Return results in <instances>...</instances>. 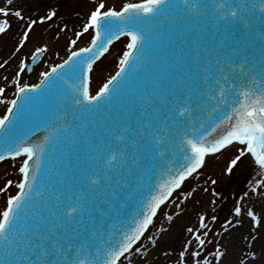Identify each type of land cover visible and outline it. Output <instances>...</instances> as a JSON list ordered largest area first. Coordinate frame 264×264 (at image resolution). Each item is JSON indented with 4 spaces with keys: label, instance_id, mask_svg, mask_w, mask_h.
I'll list each match as a JSON object with an SVG mask.
<instances>
[{
    "label": "snow or ice",
    "instance_id": "6c2138e0",
    "mask_svg": "<svg viewBox=\"0 0 264 264\" xmlns=\"http://www.w3.org/2000/svg\"><path fill=\"white\" fill-rule=\"evenodd\" d=\"M6 4L0 6V36L14 25L17 31L0 69L18 54L19 64L11 80L3 77L14 86V98L7 99L6 86L0 87V104L7 105L0 116V162L23 159L19 179L0 186L5 198L0 264L146 262L150 251L144 241L158 248L168 232L160 227L161 236L146 235L162 207L175 204L174 214L162 213L171 224L196 194L193 188L183 190L185 182L203 174L209 156L230 147L221 175L207 176L209 186L199 189L209 198L196 200V222L185 225L179 248H162L161 255L165 264H221L230 251L221 240L247 222L242 246L233 249L234 264H264V245L259 251L253 246L264 239V0H139L119 8L92 0L69 40L67 58L41 71L36 84L21 77L34 71L30 62L42 60L49 47L36 46L28 55L22 50L37 25L65 20L57 27L67 32L70 20L60 15L58 4L44 0H36L40 14L35 17L14 0ZM85 34L91 37L88 46L77 48ZM121 37L128 39L118 71L93 92L94 65ZM69 74L81 80L79 86L66 87ZM51 95L58 102L31 119L30 109ZM230 96L235 97L231 107ZM207 111L221 118L201 131L197 125L203 128ZM21 127L45 135L32 142L27 132L17 136ZM177 149L184 163L169 168L167 159ZM158 164L168 169L167 178L155 185L130 223L112 224L113 238L105 239L109 222L126 205L125 193L143 184ZM245 166L253 178L234 197L222 231L214 230L224 204L215 186Z\"/></svg>",
    "mask_w": 264,
    "mask_h": 264
},
{
    "label": "rangeland",
    "instance_id": "374dc122",
    "mask_svg": "<svg viewBox=\"0 0 264 264\" xmlns=\"http://www.w3.org/2000/svg\"><path fill=\"white\" fill-rule=\"evenodd\" d=\"M45 3H53L58 4L61 8L60 15L67 17L70 20L69 28L72 31L67 32H59L57 25L62 26L65 23V20L57 19L55 23L51 24V27L48 25H37L35 32L32 34V42L27 45L26 48L22 50L24 55H28L31 53L36 46L47 44L49 47L48 53L44 54L42 60H38V65L34 68L29 74H23L21 79L24 83L34 84L39 79V73L41 71L47 70L52 65L60 62L64 59V57L68 54L67 48L69 46V40L74 39V32L80 30V24L84 22L86 19L91 7L92 0H44ZM125 2H139V0H108V3L119 8ZM14 4L23 5L24 11L26 15H32L33 17L38 16L40 13L34 10L36 0H14ZM0 6H7L6 0H0ZM78 12L80 15L76 16L75 13ZM51 23V22H50ZM17 31L16 26H13V29L8 35L0 36V62L4 59H9L11 56L13 47H14V37L12 33ZM59 32V35L56 34ZM18 38V37H17ZM90 35L85 34L80 40L77 41L76 47H84L90 41ZM58 54V55H57ZM19 64V54L17 58H13L10 60V65L6 66V69H0V80L4 75H9L11 78L14 76L17 67ZM10 78V80H11ZM3 84L0 83V87ZM12 95L10 99L14 95V86H12ZM9 99V100H10ZM7 105L0 104V116H3L5 113ZM231 148V147H230ZM230 148L226 149L225 152L229 151ZM223 154H216L215 156H211L210 159L207 160L206 166L201 170L203 173L199 176L198 179H189L186 181L184 186V191L189 188H193L196 181L202 180L205 181L207 176L211 175L213 178H217L221 175L224 166L227 163V158L222 159ZM253 177L249 176V171L247 166L241 168L239 171H236L232 177L225 180H218V184L215 186L217 191L221 194V197L224 200V204L218 209V220L213 224L214 230L220 231V224L223 222L225 218L228 217L229 209L231 208L232 203L234 202V197L237 193L242 194V191L248 186L247 181L252 179ZM209 185L206 184V187ZM175 195V194H174ZM204 199L208 197V194H204ZM209 198V197H208ZM193 201V199H192ZM169 205V204H168ZM168 205L164 206L161 209V213H159L158 218L163 217L162 213L167 212ZM177 221L175 222L172 231L173 237H176L178 234H181V231L184 229L185 225L188 224V217L179 216L176 217ZM152 227L149 230L148 234H151ZM146 241V240H145ZM144 241V242H145ZM210 248L212 246H209ZM162 244L160 247L155 248L154 253L152 254V261L161 263V254L159 253L162 249ZM225 258L222 260L221 264H230L226 263ZM233 262V261H232ZM133 264H140L138 262V258L134 259Z\"/></svg>",
    "mask_w": 264,
    "mask_h": 264
},
{
    "label": "water",
    "instance_id": "95a60500",
    "mask_svg": "<svg viewBox=\"0 0 264 264\" xmlns=\"http://www.w3.org/2000/svg\"><path fill=\"white\" fill-rule=\"evenodd\" d=\"M122 41V40H120ZM118 41V44L113 45V47L108 51L106 55L103 56V58L94 65L93 72H92V83L91 88L92 91H95L98 89V87L102 84V82L106 81L109 76L114 71L116 65L119 62V59L122 56V53L125 49L127 41ZM65 81H67L66 87L68 88H74L75 85H71V80L69 77H64ZM230 104L229 107H231V100L235 99V97L230 96ZM58 102L57 95H51L48 97H42L41 101L34 105L30 109V118L34 119L36 114L40 112H46L47 108L50 106L55 105ZM117 112L112 113L113 116L117 115ZM221 118L220 113H211L210 111L205 112L203 118L201 119V123L203 124V128H200V124L197 125V128L201 131L204 129H210L212 126L215 125V123H218L219 119ZM206 122H203V121ZM37 123L40 121L37 120ZM191 131V129H190ZM27 132L28 136L30 137V140L32 142H40L43 139V136L45 133L43 131L37 132L35 135H33L31 132L28 131L27 127H21L17 130V136H23ZM34 137V138H33ZM181 156L183 157V153L179 151L178 149L169 155L167 159V165L169 168H173L176 166L177 163H179ZM174 157V162H171L170 160ZM15 164V166H11L12 164ZM20 159L15 162L5 161L2 164H0V186H3L4 182L7 179H12L15 183L19 179V173L17 171L19 167ZM168 169L165 168L162 165H157L155 169L152 170V173L150 176L145 178V181L143 184H136L133 185L131 193H125L127 196V202L125 207L122 209L119 217L116 220H112V224H116L117 228H120V222L130 223L132 218L135 216L137 210L142 207V202L146 198V195L150 193L151 191H154L155 184L158 183L160 179L164 177L168 172ZM43 175V170L41 171V177ZM16 190L15 187H13L10 191L11 193H14ZM134 204L136 206L132 207ZM5 206V198L0 195V209H3ZM113 232L111 231L109 235H111Z\"/></svg>",
    "mask_w": 264,
    "mask_h": 264
},
{
    "label": "bare ground",
    "instance_id": "6f19581e",
    "mask_svg": "<svg viewBox=\"0 0 264 264\" xmlns=\"http://www.w3.org/2000/svg\"><path fill=\"white\" fill-rule=\"evenodd\" d=\"M4 76H8L9 80L11 78L9 75H4ZM0 83L3 84L2 87L6 86L5 96L7 97V99H10V97L12 95L11 84L9 83V81H5L3 78L0 80ZM232 151H233V149L230 148L229 151H227L223 154L222 159L223 160L226 159L228 153H231ZM210 158H211V156H209L207 158V160ZM201 186L206 187V184H204V181H202L200 179V180L196 181L195 185L193 186V189H196V194L189 201L186 202L185 210L182 211L181 215L179 216L180 218L187 216L188 217V222H187L188 224H194L196 222V212L200 209V205L196 203V200L200 199V200L204 201L205 203L208 200V197H206V199H204V197H203L205 193H202L199 191ZM192 199H193V201H192ZM255 210L260 211V206L257 205ZM175 211H176L175 204L169 203L167 213L168 214H174ZM176 221H177V219H175V216H174V220L171 224L165 219L164 216L161 218L157 217L156 222L152 226L151 235H155V236H161V233L158 231V229L160 227L168 228V232L164 233L162 240L158 242L159 244H162L163 248H171V247L179 248L180 240L183 238L185 233H184V229H183L181 231V234H178L176 237H174L172 239V237H173L172 228H173ZM220 231H222V229H220ZM247 232H248V223L246 222L245 227L243 229H239V228L238 229H232L230 236H228V234H224L225 236H228V239L227 240L222 239L221 243L227 244L229 247V250H230L229 254L226 256V258L224 260L226 263L234 264L235 253H234L233 249L235 247L242 246V245H240V239H241L242 235L247 234ZM262 236H264V233H262ZM144 244L149 246L150 255H149V258L146 262L140 261L138 259V262L140 264H165V258L162 255L160 256L162 259L161 263L153 262L152 261V254L154 253L155 249L151 248L148 241H145ZM262 245H264V239H258V242H254L253 246L257 251H259L261 249ZM159 253L161 254V251ZM257 264H259V262H257Z\"/></svg>",
    "mask_w": 264,
    "mask_h": 264
}]
</instances>
